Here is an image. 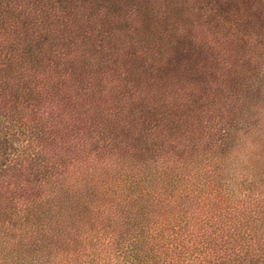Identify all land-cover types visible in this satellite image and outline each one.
<instances>
[{
	"label": "trees",
	"instance_id": "trees-1",
	"mask_svg": "<svg viewBox=\"0 0 264 264\" xmlns=\"http://www.w3.org/2000/svg\"><path fill=\"white\" fill-rule=\"evenodd\" d=\"M0 264H264V0H0Z\"/></svg>",
	"mask_w": 264,
	"mask_h": 264
}]
</instances>
